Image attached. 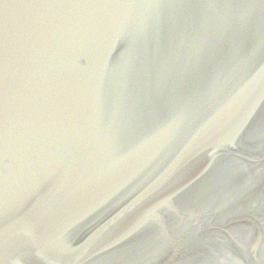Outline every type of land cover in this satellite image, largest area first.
<instances>
[{
  "label": "water",
  "instance_id": "95a60500",
  "mask_svg": "<svg viewBox=\"0 0 264 264\" xmlns=\"http://www.w3.org/2000/svg\"><path fill=\"white\" fill-rule=\"evenodd\" d=\"M0 264H264V0H0Z\"/></svg>",
  "mask_w": 264,
  "mask_h": 264
}]
</instances>
